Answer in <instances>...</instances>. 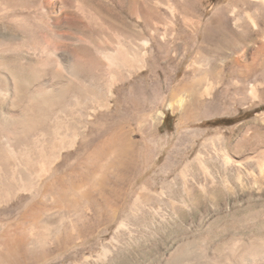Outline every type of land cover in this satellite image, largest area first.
Masks as SVG:
<instances>
[{"label": "bare ground", "instance_id": "1", "mask_svg": "<svg viewBox=\"0 0 264 264\" xmlns=\"http://www.w3.org/2000/svg\"><path fill=\"white\" fill-rule=\"evenodd\" d=\"M93 1L0 0V187L2 173L11 169L4 200L17 190L46 196L41 181L52 179L59 161L67 168L78 164L88 174L116 163L139 174L155 151L165 108L185 121L244 103L264 105V0H230L207 21L205 0H109L108 15ZM9 31L15 37L7 33L13 38L5 39ZM40 70L57 79L42 82ZM70 93L74 103L68 102ZM75 107L82 118L71 128L55 116L68 108L65 117L73 120ZM52 118L48 129L44 125ZM251 122L203 141L195 159L212 185L264 181V111ZM132 124L142 135L139 141ZM31 131L37 134L33 144L17 150L24 139L19 134ZM180 176L185 181L188 175L182 169ZM62 180L54 192L63 200L70 194ZM139 191L153 193L146 184ZM154 194L168 195L163 189ZM140 197L137 192L134 205ZM174 201L177 216L182 209ZM236 247L227 251L230 264H264L263 242L246 251Z\"/></svg>", "mask_w": 264, "mask_h": 264}, {"label": "rangeland", "instance_id": "2", "mask_svg": "<svg viewBox=\"0 0 264 264\" xmlns=\"http://www.w3.org/2000/svg\"><path fill=\"white\" fill-rule=\"evenodd\" d=\"M96 1H93L94 5H98L108 15L112 9L110 1ZM229 1L205 0L204 19L210 20L213 13L227 6ZM122 15L128 22L135 20L126 14ZM13 32H5V39L15 37ZM189 61L186 60L182 68ZM40 71L42 75L39 79L42 82L52 83L57 79L52 77L51 72ZM141 78H144L143 74ZM67 99L70 103L75 102L71 93ZM78 110L79 107H75L73 120L65 117L68 108L55 113V116L66 121L71 128L82 118L77 114ZM263 111L264 105L259 107L249 102L208 117H192L181 121L178 113L165 108V115L156 131L155 151L137 175L133 174L132 169L124 171L120 163L106 168H92L91 171L95 173L88 174L86 168H76L78 164L75 169L67 168L63 161H59L61 163L57 164L53 176L56 182L53 177V180L41 181V188L48 191L46 196L40 192L17 190L15 196L10 195L7 200L0 197V264L232 263L227 251L233 246L240 245L239 249L246 251L252 243H264V181L246 186L212 185L195 158L207 137L218 132L226 134L231 128L250 123ZM53 123L52 118L44 126L49 129ZM131 128L133 138L139 141L142 135L138 127L132 124ZM19 136L24 139L17 143L16 148L22 151L23 145L33 144L37 134L31 131ZM51 136L49 133L48 137ZM135 146L137 148L140 145ZM44 149L47 150V147ZM67 151L64 150L63 155ZM34 152L38 153L37 150H32V156L38 160V154ZM182 169L188 175L185 181L180 176ZM4 172L0 195L10 189L8 179L11 169H5ZM57 180L65 183L61 186L70 194L66 199H59L54 192V188L60 184ZM143 184L148 185L153 193L139 191ZM162 185H165V189ZM162 189L168 195L156 199L154 192ZM137 192H141V204L134 205ZM147 197L152 199L148 200ZM171 200H175L176 207L185 208L183 218L182 210L175 216ZM65 211H70V216L67 219L60 218ZM171 214H174L173 217ZM160 215L165 216L164 221L160 220ZM31 239L36 243L28 246ZM7 242L20 244L8 248L4 245Z\"/></svg>", "mask_w": 264, "mask_h": 264}]
</instances>
